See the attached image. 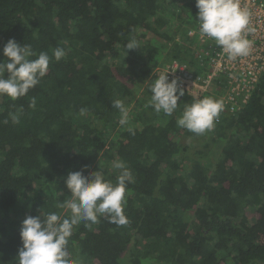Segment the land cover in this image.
<instances>
[{"label":"trees","instance_id":"obj_1","mask_svg":"<svg viewBox=\"0 0 264 264\" xmlns=\"http://www.w3.org/2000/svg\"><path fill=\"white\" fill-rule=\"evenodd\" d=\"M197 12L194 0H0V60L9 39L50 57L65 51L27 95H0V264H15L26 216L70 215L56 207L70 196L69 172L99 170L115 183L117 160L134 179L128 222L104 214L75 226L67 250L78 264H264V82L202 134L176 122L191 95L171 116L150 106L157 65L196 67L192 39L169 32L195 27ZM132 37L140 47L127 50ZM215 86L208 97L218 100Z\"/></svg>","mask_w":264,"mask_h":264},{"label":"clouds","instance_id":"obj_2","mask_svg":"<svg viewBox=\"0 0 264 264\" xmlns=\"http://www.w3.org/2000/svg\"><path fill=\"white\" fill-rule=\"evenodd\" d=\"M196 7L199 31L212 38L229 60L249 55L253 41L247 37L255 29L250 26V12L241 7L240 0H196ZM137 47L140 45L135 37L125 45L127 50ZM2 53L5 59L0 60V95L12 100L27 95L39 83L46 75L52 58L58 62L65 57L63 48L53 49L50 57L47 52H35L31 45H18L14 39L6 42ZM170 71L160 74L150 85V106L157 113L163 112L168 116L177 109V101L184 95L177 78L168 80ZM35 103V98H32L29 107L34 108ZM112 106L120 112V125L127 124L128 109L123 101L116 99ZM223 108L222 100L213 97L196 99L184 103L176 122L179 127L202 134L214 127V121ZM80 111L84 114L86 110ZM9 115L13 123L19 122L18 114ZM112 168L118 170L115 183L106 180L99 170L88 175L81 171L69 172L64 183L70 196L67 200L58 201L56 207L70 210V215L65 218L55 211H40L36 216H26L20 225L22 246L18 249L15 264H78L77 260L70 258L67 250L75 226L82 221L97 223L98 216L104 214L113 223L126 224L128 221L123 212L125 192L127 184L134 179L123 161H114Z\"/></svg>","mask_w":264,"mask_h":264},{"label":"built area","instance_id":"obj_3","mask_svg":"<svg viewBox=\"0 0 264 264\" xmlns=\"http://www.w3.org/2000/svg\"><path fill=\"white\" fill-rule=\"evenodd\" d=\"M240 3L250 12V26L255 29L247 37L253 41L249 55L229 60L212 38L201 34L196 23L195 27H187L183 34L179 33L173 39L177 42L183 41V38L192 39L188 47L193 51L196 67L188 60L178 58L155 67L157 77L172 70L167 74L168 80L177 78L184 92L196 99L216 94L215 83L220 80L221 92L216 96L223 101L224 108L219 116L240 110L256 84L264 82V0H240Z\"/></svg>","mask_w":264,"mask_h":264},{"label":"rangeland","instance_id":"obj_4","mask_svg":"<svg viewBox=\"0 0 264 264\" xmlns=\"http://www.w3.org/2000/svg\"><path fill=\"white\" fill-rule=\"evenodd\" d=\"M194 1H196V0H194ZM169 33L172 34L174 36V38H175V36L178 35V33L173 34V31H170ZM157 44H160V43L158 42ZM212 148L214 150L215 156H217L219 154V150H220L219 144L218 143L214 144Z\"/></svg>","mask_w":264,"mask_h":264}]
</instances>
